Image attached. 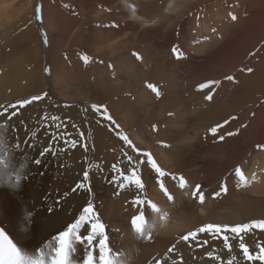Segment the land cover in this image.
I'll return each instance as SVG.
<instances>
[{
  "label": "rangeland",
  "instance_id": "1",
  "mask_svg": "<svg viewBox=\"0 0 264 264\" xmlns=\"http://www.w3.org/2000/svg\"><path fill=\"white\" fill-rule=\"evenodd\" d=\"M73 1L77 3L75 6L79 13L82 12L78 17L81 26L77 24L71 32L74 37L79 38V42L59 50L64 51L62 59L60 55L55 56L57 49L54 50L53 43H49L50 38L44 22L40 24L35 19V8L37 5L43 6V0L33 2L32 20H36L37 24L30 25L22 24L29 22L27 18L29 6L26 0H0L2 4L0 7L4 8L10 20L6 22L9 20L5 18L4 26L0 27L3 29H0V33L4 32L1 33L2 36L0 34V67L7 64L9 59L34 46V39L26 41L20 35L27 27L39 25L38 37L43 46V59L41 60L42 56L38 58L39 60L34 55L30 57L29 71H26L27 81L37 77L36 71L42 70V74L39 71L38 76L39 82L40 78L43 79L41 85L38 82L35 85L23 82L22 87H19L15 81L8 84L0 81L5 93L0 100V106L17 103L36 95L44 96L42 100L20 109V115L12 119L8 128L12 142H15L18 133L21 143L22 151L16 153V161L27 163V167L24 170L26 179L22 180L19 187L0 186V191L14 192L11 195L7 192L4 195L0 194V228H3L19 246L24 245L22 248L29 256L34 252L39 253V249L43 248L51 237L65 230L70 224L64 221L61 224L59 220L50 222L47 220L49 217L42 216L43 209L51 216L54 215L57 209L64 207L66 198L73 193L72 189L78 183L84 182L91 186V192L78 189L87 194L85 207L89 201L93 203L101 222L105 225L109 245L115 252L122 254L121 258L125 259L127 264H173V261L175 264H227L232 257H236L234 264H248L242 260L239 237L233 238L231 233H229L231 252L224 247L222 237L214 239L208 233L198 234L199 241L207 240V244L203 245L179 241V238L208 223L235 226L264 219V194L240 188L241 181L235 175L236 168H240L245 176L247 171H253L255 174L264 172V149L257 147L264 145V137L260 136L262 125L259 123L264 114V82L260 80L264 79V54H260L264 40L259 45L257 43V48L248 51L235 69L226 73L225 76H233L234 81H228L224 76L219 80V86L198 90L200 84L211 81L193 77L198 61L208 55V50L195 52L187 49V52L177 59L172 49L177 48L183 53L186 40L182 45L179 42L168 45L158 40L157 45L142 41L141 33L145 28L139 26L138 30H135L134 22L119 15L121 12L119 0ZM223 2L226 1L219 0L211 6L203 4L191 13L189 20L198 17L196 25L199 27L200 20L211 12L213 5ZM56 3L70 10L74 5L71 0H59ZM151 3L154 5L151 6ZM158 3L159 0H143L142 8L151 15H157ZM17 16L22 19L24 16L25 20L20 22ZM113 23L118 27H110ZM44 33L48 35L47 45L43 42ZM98 33L100 39H94V35ZM83 36H86L85 46L86 40L91 37L90 47L93 49L103 51L107 44L114 45L117 49L111 54L103 53L100 56L86 47L80 48V38ZM134 53L139 54L141 59H137ZM82 54L90 57L89 64H84ZM72 59L78 60L79 68L68 70L64 62ZM247 68H252L253 71L249 73L246 71ZM146 70H149V73H145ZM149 85L156 87L160 94L153 92ZM208 94L213 96L211 101L205 98ZM94 104L106 106L108 114L120 128L110 130L112 128L110 122L92 110L91 106ZM52 116L60 117L59 122H63L61 129H56L50 119H44ZM83 120L85 125L82 123ZM0 121H3L2 117ZM225 121L228 123L225 124ZM220 124L225 126L213 136L211 128ZM12 125L15 126L16 132H13ZM91 130L99 131L104 138L99 144L101 150L99 160L95 158ZM33 131L37 133L35 139L30 138ZM116 131L126 134L142 152L150 153L161 168L170 174L165 176L163 181L173 195V201H168L160 190L156 174L150 166L141 165L144 191L139 192L134 188L124 203L125 209L120 210L121 215L117 213V218L112 219L113 205L116 203L113 200H116L117 193L121 192L117 184L113 183L118 174L113 171L112 165H118L126 174L128 169L121 149L128 151L134 159L146 160L145 157H140L127 149L116 135ZM80 132L85 134V142L89 146L87 152L79 145L76 149L69 148L63 152L61 151L64 147L63 141L52 140L53 133L67 134L68 139H79ZM106 132L113 147L108 145L104 136ZM228 132L238 134L228 136ZM221 135L224 136L223 141L219 139ZM26 138H29V145L24 144ZM50 142L57 154L49 153L42 158L41 165H35L34 160L41 158V150ZM96 165H99V168ZM147 170L152 171L153 177L144 180L142 174ZM85 171L89 172L88 181L83 180ZM94 172L98 173L107 188L115 189L112 201L105 202L106 207L100 205L101 201L99 205L95 201L97 195L106 193L95 192L90 181ZM172 176L177 178L183 176L187 181V187L180 189L178 179L173 180ZM197 184L201 185V191L205 196L203 203L192 195ZM225 185L227 192L215 196V193L220 192L221 187ZM23 186L33 187L37 192H40L38 189L46 187L47 191L44 195L43 192L40 194L34 191L37 193L34 196L29 190H23L22 193ZM101 188L100 190H105ZM17 190L20 191L16 192ZM37 196L43 197V201L41 200L43 209L35 206ZM136 196L153 203L160 197L162 212L167 213V220L170 223L179 222V228L175 233L161 235L151 231L152 238H144L142 243L123 233L125 227L132 229L131 219L141 213L150 221L148 230L153 229L150 218L152 210L147 204L134 205L132 201ZM45 197L49 199L45 201ZM241 235L244 236L250 251H256L257 245L264 243V232L258 229ZM123 242L131 245L133 249L125 248ZM131 242H134V245ZM173 244H176V248L170 253L168 249ZM208 253H212V256L210 257ZM77 255H80L79 246Z\"/></svg>",
  "mask_w": 264,
  "mask_h": 264
},
{
  "label": "bare ground",
  "instance_id": "2",
  "mask_svg": "<svg viewBox=\"0 0 264 264\" xmlns=\"http://www.w3.org/2000/svg\"><path fill=\"white\" fill-rule=\"evenodd\" d=\"M57 1L59 0H43V18H44V27L47 29L50 38L49 43L52 42L53 46L55 47L54 50L57 49L55 52V56L60 55L61 56L60 58L63 59L64 51L59 52V50H63L65 49V47L73 44H77L79 42V38L74 37L75 35L71 32L74 30L77 24L80 25L78 22V17L81 16L82 12L79 13L78 8L75 6L77 3L73 0H71V3H74L71 10L60 7L56 3ZM103 1L105 0H102V2ZM142 1L143 0H119L118 6H120L121 8V12L120 13L118 12L119 15L123 18L128 19L131 22H134L135 30H138L139 26L145 28L141 33L142 41H149L152 44L159 45L157 43L159 40L161 41V43H166L168 45L174 44L175 42H179L182 45L186 40V43L183 45L184 47L182 49L183 54L187 52V49L193 50L195 52L208 50L209 52L208 55L198 61L196 70L194 72L193 77L198 78L199 80H207V79L221 80L226 75L227 72L235 69L241 63V61L243 60V58L245 57L248 51L257 48L259 43L262 40H264V0H242L241 3H237L235 0H225L226 2L216 3L213 5L211 12L208 13L203 20H200L199 27H197L196 25V21H197L196 19L198 17H194L192 20H189L191 13H193L196 8L202 6L203 4H209L211 6L214 2L219 0H159V3L156 5L157 13H158L157 15H151L149 11L142 8ZM26 2L27 5L29 6L27 12L28 14L27 18L29 19V22L28 21L22 22V24L23 23L25 25H30L32 23L37 24L36 20H32L33 9H34L33 2H35V0H26ZM150 5L153 6L154 4L151 3ZM6 15L7 13L6 11L4 12V8L0 7V27L4 26L3 22L5 21V18L6 20H9V18ZM231 15H235L237 19L233 21L231 19ZM19 18H20V22L22 20L23 21L25 20L24 16L23 19L22 17ZM6 22H10V20ZM38 27L39 25H37L36 27H27L23 30L22 33L20 32L21 33L20 35L22 36L23 39H25L26 41L34 39L35 44L32 48H28L20 55L9 59L7 64L0 67L1 68L0 81H5L7 84L11 81H15L17 86L19 87H22L23 82L30 83L32 85H35L38 82V84L41 85L43 79L40 78V82H39V77H38L39 71L40 73L42 71V70H38L39 66L36 67V69L38 70L36 71L37 77H34L32 80L30 79L26 81V76H27L26 71L29 69L28 62H30V57L34 55L38 59L42 56L41 60L43 59V53H42L43 46L42 44H40L39 41L38 30H37ZM82 31H80V33H82ZM85 39L86 36L80 38V48L86 47L87 49L94 51L96 54L100 56H102L103 53L111 54L117 49L116 46L107 44L103 51L96 50L90 47L92 38L90 37L86 40L87 42L86 46H85ZM94 39L97 40L100 39L99 33L94 35ZM260 49H261L260 54L263 55L264 45ZM186 58H188V56H186ZM64 63H65V67L68 68V70L79 68V63L78 60L76 59H72L69 62H64ZM55 66H57V68L60 69V67L56 65V63ZM145 73H149V70H146ZM260 80L264 82L263 78H260ZM1 87L2 86L0 85V100L5 95V93L3 92L4 89ZM82 123L83 125H85L84 120L82 121ZM259 123L262 125L260 136L264 137V114L261 116ZM86 132L88 133L87 130ZM104 136H106L105 138L107 139L108 145L113 147V144L110 142L107 132L106 134H104ZM91 137L93 139V146L95 148V158L99 160L101 158L100 157L101 150L99 148V144L100 142L101 143L103 142L104 138L101 135V133L97 130L95 131L91 130ZM247 172L248 173L246 175V178L248 180V183L244 184L243 182H241V185H239L240 188H243L249 192L257 191L258 194H264V172L259 174H255L253 171H247ZM142 176L144 180H149L152 179L153 173L152 171L147 170L142 174ZM253 176H255V179H252ZM90 181L93 184L96 193L98 194L99 192L106 193L104 195L99 194L96 196L97 200L95 201L97 202V205H99L100 203L99 201H101L102 203V204L100 203V205L103 206H105L106 201H112L111 198L113 197V195H115L114 192L115 189L109 187L107 188L103 184L102 180L99 178L98 173L97 174L95 172L92 173L90 177ZM101 187H103L105 190L102 191L103 189ZM32 188L33 187L26 188L23 186L21 192L23 190L24 191L29 190L31 191V194L36 196L37 193L42 194L41 192H43L44 195V193L47 191L46 187L38 189V191L40 192H37L35 188H33L32 190ZM100 188L102 190H100ZM133 190L134 187L121 190V192L118 194V198H116V200H113L116 201V203L113 205L112 219L117 218V213L119 214L121 213L120 210L124 208V203H126V199L129 197L131 191ZM18 191L20 190H17L16 192ZM34 191L37 193L35 194ZM5 192L11 195L13 191H9V190L0 191V194L4 195ZM85 193L80 192L77 189L75 192L69 194L65 200L64 207L61 209H57L54 215L52 216L47 213L46 209L42 208L43 197L41 196H37V198L35 197L37 199L35 200V204H36L35 206L36 207L40 206L43 209L42 216L46 215L47 217H49L47 218V220H49L50 222H55L59 220L61 224L63 223V221L72 223L76 218L79 217L82 209L86 205L88 197L87 194ZM45 198H46L45 201L49 199L48 197ZM159 198L158 197L156 198L155 203L161 209V213H163L162 201ZM150 218L151 221L153 222V225H155V230H151V231H154L156 234H161V235L173 234L179 228V222L170 223L169 220H167V218L160 219L156 213L151 214ZM40 220L41 217L39 221ZM125 228L122 230L123 233L134 238L133 231H131L132 229L129 227H125ZM48 238L49 237H46V239ZM135 239H137L136 241H138V243H142V239L139 238H135ZM128 241H130V239ZM133 243L131 242V244ZM22 246L20 245V247ZM124 247L132 248L131 245L128 246L126 243L124 244ZM143 247H145V243H143ZM135 249H136V245H135ZM34 255L36 256L38 255V253L34 252L33 255L31 254V256Z\"/></svg>",
  "mask_w": 264,
  "mask_h": 264
},
{
  "label": "snow or ice",
  "instance_id": "3",
  "mask_svg": "<svg viewBox=\"0 0 264 264\" xmlns=\"http://www.w3.org/2000/svg\"><path fill=\"white\" fill-rule=\"evenodd\" d=\"M68 7V5H64ZM131 7V6H130ZM42 5H37L35 8V19L43 24V13ZM231 19L235 21L237 17L231 15ZM110 27H118L116 23L110 25ZM43 42L45 45L48 44V35L47 33L43 34ZM173 53L176 55L177 59H180L183 55L177 48L172 49ZM255 53H253L254 55ZM137 59H141L139 54H135ZM81 59L85 65L90 63V57L86 54L81 55ZM245 69H241L244 71ZM46 71H48L46 69ZM247 72L251 73L252 68H247ZM226 80L234 81L235 78L231 75L225 76ZM219 80H211L206 83H202L198 86V90L211 89L213 86H219ZM152 87L153 92L159 95V91L156 87ZM47 95L46 93L44 94ZM44 96L36 95L31 98L22 99L17 103L9 104L7 106H0V117L3 118V121H0V186H10L12 188H17L21 184L23 179H26L24 176V170L27 167V163H19L16 161V153L22 151L21 143L18 138V133L16 135L15 142L9 137L8 128L10 122L14 117L20 115V109L27 107L28 105L33 104L42 100ZM208 101H211L213 96L211 94L206 95L205 97ZM92 110L95 113H99L100 116L110 122L112 128L110 130H117L120 128L119 124L108 114L106 106L92 105ZM45 120L50 119L56 129H61L62 123L59 116L45 117ZM232 119H237V117H232ZM23 123V122H21ZM228 122L225 121V124ZM225 124L217 125L211 128V134L215 136L220 128H223ZM13 132H16L15 126L12 125ZM238 133L228 132V136H233ZM116 135L127 149H130L132 152L136 153L140 157H145V159H134L133 156L129 155L128 151L121 149L122 156L126 159L128 164L127 174L125 170L119 167L116 164L112 165L113 171L118 174V178L113 180V183L124 190L126 188L134 187L139 192H143L145 189V183L141 178L140 166L149 165L150 168L155 172L157 183L159 184L160 190L163 192L164 196L168 201H173L174 197L170 193L169 189L165 186L163 178L170 175L165 172L153 156L148 152H142L136 147L129 137L121 131H116ZM37 133L35 131L31 132V139H35ZM221 141L224 140V136L219 137ZM52 140L54 141H63L64 147L61 148V151L66 152L69 148L76 149L79 145L84 149L85 152L89 151V146L85 142V134L83 132L79 133V139H68L67 134L57 135L56 133L52 134ZM25 145H29V138H26L24 141ZM258 148L264 149V145H257ZM51 153L56 155V150L50 142L47 147L41 150L40 157L34 160V164L39 166L42 164V158ZM99 168V165H96ZM235 175L239 178L244 184L248 183L246 176L240 168H236ZM5 178L7 183H5ZM173 180L178 179V187L180 189H185L187 187V181L183 176L176 177L172 176ZM255 179V176L252 177ZM83 180H89V172L85 171L83 175ZM77 189H83L91 192V186L86 185L84 182L78 183L75 188L72 189L75 192ZM221 192L226 193L227 187L222 186L220 192H216L215 196H219ZM119 194V193H117ZM194 198H198L200 203H203L205 200L204 193L201 191V185L197 184L192 193ZM134 205H145L152 210L153 213H156L160 219L167 217V213H161V209L157 204L153 203L150 200L142 199L140 196H136L132 201ZM150 221L146 219L143 213L134 216L131 219V227L133 230L134 238L139 239H151V230H148V225ZM155 225H153V229ZM258 229L261 232H264V219L256 220L249 223L232 225H221V224H212L208 223L199 227L196 231H190L185 235H182L179 238V241L187 243H198V244H207V240L199 241L198 234L208 233L214 239H223V245L228 249L229 252L232 251V245L229 243V233L233 234V238L239 237V249L243 256V261L248 262V264H264V243L257 245L256 251H250L249 247L244 241V236L241 235L247 234L252 230ZM108 234L106 232L105 225L101 222L99 214L94 208V205L91 201L87 203V206L82 209V214L70 223L65 230L60 231L58 234H55L50 240L45 244L43 248L39 249V253L36 256H29L22 247L18 246L17 243L10 238L9 234L3 229L0 228V264H127L125 259H122L121 253L115 252L113 247L109 245ZM178 241V242H179ZM78 246L80 255L78 253ZM176 244H173L168 251L171 253L175 250ZM211 257L212 253H208ZM219 259V257H214ZM236 257H232L227 264H234ZM175 264V261H173Z\"/></svg>",
  "mask_w": 264,
  "mask_h": 264
}]
</instances>
